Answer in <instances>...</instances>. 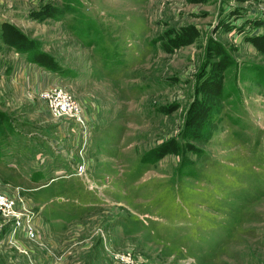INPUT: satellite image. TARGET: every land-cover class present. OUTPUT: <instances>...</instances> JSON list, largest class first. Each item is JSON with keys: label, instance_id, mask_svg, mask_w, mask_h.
<instances>
[{"label": "rangeland", "instance_id": "rangeland-1", "mask_svg": "<svg viewBox=\"0 0 264 264\" xmlns=\"http://www.w3.org/2000/svg\"><path fill=\"white\" fill-rule=\"evenodd\" d=\"M0 192V264H264V0H0Z\"/></svg>", "mask_w": 264, "mask_h": 264}, {"label": "built area", "instance_id": "built-area-1", "mask_svg": "<svg viewBox=\"0 0 264 264\" xmlns=\"http://www.w3.org/2000/svg\"><path fill=\"white\" fill-rule=\"evenodd\" d=\"M40 95L46 102L48 110L52 112L53 115L74 120L76 125H78L83 132L84 128H86L85 114L81 105L75 98L55 84L44 88ZM84 170L85 165L82 163L76 168V174L80 176L84 173ZM17 203H22L24 205L21 196L0 192V217H7V221L13 219L12 222H14L15 225L27 218L20 210L16 211ZM23 207L25 208V205ZM10 215L14 216L10 218ZM26 226H29V224L27 223ZM26 230L29 236H34V232L30 227L26 228Z\"/></svg>", "mask_w": 264, "mask_h": 264}, {"label": "trees", "instance_id": "trees-1", "mask_svg": "<svg viewBox=\"0 0 264 264\" xmlns=\"http://www.w3.org/2000/svg\"><path fill=\"white\" fill-rule=\"evenodd\" d=\"M29 60L35 64H38L39 66L47 67L50 69L56 66L55 62H53V60L50 59L48 54L40 50H38V52H35L34 55H31ZM195 104H192L191 108L189 109V113L192 112L193 114L192 118H190L189 120V123H193L194 120L198 121L200 118L204 117L205 115V112H202L201 114L202 104L198 101H197V106ZM196 109L198 111H196ZM196 137L198 136H195V138Z\"/></svg>", "mask_w": 264, "mask_h": 264}, {"label": "crops", "instance_id": "crops-1", "mask_svg": "<svg viewBox=\"0 0 264 264\" xmlns=\"http://www.w3.org/2000/svg\"><path fill=\"white\" fill-rule=\"evenodd\" d=\"M35 68H36L35 65H28V66H25V67H24L25 71H28V72H29L28 74H26L25 79H28L29 81H30V80L32 81V78H31V76H30L31 73H32V75H33V78L36 79V77H35L36 71L34 70ZM23 75H24V71H23ZM19 79H20V78H19ZM40 79H41V77H40ZM29 84L31 85V82H29ZM35 86H38V87L42 88L43 86H46V84L42 85L41 83H36ZM47 86H49V85H47ZM47 86H46V87H47Z\"/></svg>", "mask_w": 264, "mask_h": 264}]
</instances>
